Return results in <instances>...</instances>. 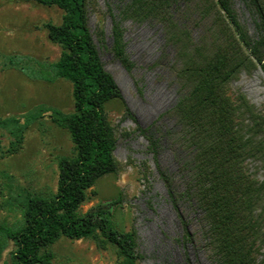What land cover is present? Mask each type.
Wrapping results in <instances>:
<instances>
[{"label":"trees","instance_id":"obj_1","mask_svg":"<svg viewBox=\"0 0 264 264\" xmlns=\"http://www.w3.org/2000/svg\"><path fill=\"white\" fill-rule=\"evenodd\" d=\"M25 1L63 12L60 24H45L49 41L61 49L59 60L50 65V79L72 85L74 111H50L52 121L68 131L75 156L59 160L57 193L50 198L21 189L13 176L0 171V209L15 208L22 216L16 227L0 224V262L53 264L49 248L67 238L92 240L100 249L111 245L118 264H139L143 255L137 231H120L113 221L120 200L80 211L96 183L122 166L115 156L116 129L105 109L122 100V93L105 68L89 24L99 4ZM241 1L252 17L254 35L240 21L234 0H119L117 15L107 10L111 51L128 73L134 64L126 52L124 22L160 24L174 49L178 102L170 114L176 122V148L185 155L179 167L184 191H175L171 178L161 176L184 228L182 242L202 249L210 264H264V110L243 92L231 93L242 72L260 69L264 74V0ZM95 34L105 47L103 29ZM48 111L0 118V133L9 139L7 147L0 144V160L22 150L27 131ZM138 131L157 157L153 137ZM180 203L201 214L197 231H190Z\"/></svg>","mask_w":264,"mask_h":264},{"label":"rangeland","instance_id":"obj_2","mask_svg":"<svg viewBox=\"0 0 264 264\" xmlns=\"http://www.w3.org/2000/svg\"><path fill=\"white\" fill-rule=\"evenodd\" d=\"M99 13L90 15V28L99 47L101 59L114 77L122 100L109 102L106 112L117 133L115 156L121 163L117 174L101 178L88 192L81 213L98 205L113 208V221L120 231L135 229L139 264H210L206 253L193 244L182 242L184 228L169 198L161 174L169 176L175 191H184L179 177L184 154L176 148V122L171 111L178 102L177 85L172 71L174 49L166 43L163 28L156 22L123 23L126 52L134 64L128 73L114 57L111 8L117 15L119 0H97ZM240 21L255 34L252 17L241 0H234ZM63 12L25 0H0V118L21 116L32 110H49L25 135L22 150L0 160V171L14 177L21 189L50 198L57 193L59 160L75 156L68 131L56 125L50 110L64 114L74 111L72 85L65 80L51 81L50 65L59 60L61 49L51 43L45 24H60ZM105 33V47L98 44L97 28ZM197 35V32H195ZM243 92L260 110H264V74L256 69L242 72L231 85V93ZM138 129L146 130L156 142L157 157ZM0 144L9 139L0 133ZM2 202V200H1ZM181 213L190 231L199 228L201 214L187 203H180ZM22 216L15 208L0 209V224L16 227ZM49 250L53 264H118L117 249H100L92 240L61 238ZM0 264H12L8 258Z\"/></svg>","mask_w":264,"mask_h":264}]
</instances>
